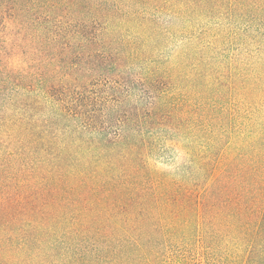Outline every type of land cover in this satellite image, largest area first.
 Listing matches in <instances>:
<instances>
[{
    "label": "trees",
    "instance_id": "obj_1",
    "mask_svg": "<svg viewBox=\"0 0 264 264\" xmlns=\"http://www.w3.org/2000/svg\"><path fill=\"white\" fill-rule=\"evenodd\" d=\"M234 252L264 264V0H0V264Z\"/></svg>",
    "mask_w": 264,
    "mask_h": 264
},
{
    "label": "rangeland",
    "instance_id": "obj_2",
    "mask_svg": "<svg viewBox=\"0 0 264 264\" xmlns=\"http://www.w3.org/2000/svg\"><path fill=\"white\" fill-rule=\"evenodd\" d=\"M240 251H241V249H240ZM234 256H240V260L238 259V260H232V262L231 263H228V264H242V259H243V254H242V252H234V254H233ZM213 264H223L222 262H215V263H213ZM224 264H227V263H224Z\"/></svg>",
    "mask_w": 264,
    "mask_h": 264
}]
</instances>
